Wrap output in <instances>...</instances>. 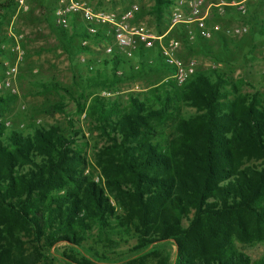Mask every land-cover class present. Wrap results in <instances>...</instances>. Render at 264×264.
<instances>
[{"label": "trees", "instance_id": "trees-1", "mask_svg": "<svg viewBox=\"0 0 264 264\" xmlns=\"http://www.w3.org/2000/svg\"><path fill=\"white\" fill-rule=\"evenodd\" d=\"M174 1L155 0L158 21ZM257 5L264 19L261 2L248 5L247 15ZM179 29L186 45L205 42L190 44L185 26ZM81 33L91 37L86 28ZM95 38L109 39L105 29ZM6 41L0 36V57ZM149 51L174 73L158 47L141 50L132 60L115 53L92 85L127 79L117 75L123 64L145 66ZM109 73L112 80L104 82L102 75ZM10 102L12 96L0 94V116ZM183 107L194 112L183 113ZM51 109L64 113L65 107ZM83 111L79 103L78 112ZM90 112L105 139L97 153L104 187L84 176L88 163L76 149L78 132L68 135L50 127L7 134L0 122V264H22L17 256L28 240L40 251L64 245L70 253L62 255L66 264H99L104 257L84 246L90 238L113 247L135 240L132 255L116 264H145L150 256L158 257L156 264H264V257L255 261L239 247L264 242V99L259 92H240L223 73H196L182 87L131 96L127 109L97 97ZM164 248H175V254L161 256Z\"/></svg>", "mask_w": 264, "mask_h": 264}, {"label": "rangeland", "instance_id": "rangeland-1", "mask_svg": "<svg viewBox=\"0 0 264 264\" xmlns=\"http://www.w3.org/2000/svg\"><path fill=\"white\" fill-rule=\"evenodd\" d=\"M33 1L34 3H30L33 8L32 13L23 14L24 9H20L17 14V1L0 0V36L7 40L2 44L5 53L0 57V78L13 62L10 48L14 38L10 37L11 33L20 39V45L24 51V60L15 82L16 93L8 91L3 93L4 96H12V102L1 112L0 122L5 125L7 134L12 129L32 134L34 128L50 127H59L68 135H72L74 131L78 132L80 138L76 149L85 156L88 163L84 176H89L104 187L105 179L102 178L98 167L97 153L98 149L105 144V139L96 129L94 118L91 116L90 108L94 100L101 97L118 102L122 109H127L129 98L133 95L142 98L144 95L150 96L154 88H169V90L173 86L178 88L173 72L161 64L162 60L154 51H149L144 55L145 66L135 61H127L123 64L119 71H122L123 75L126 74L127 79L107 85H92L91 80L98 75L97 70L104 69L102 67L104 61L112 60L111 57L106 56L103 49V44L109 42L99 41L95 36L83 37L84 35L80 32L83 21L78 16L70 19L69 27L65 29L67 34L60 35L56 29L59 28L58 26L54 23L52 25L49 20L37 15L39 14L37 12L42 11L47 16V13L59 7L60 0H47L45 3L39 0ZM80 1L84 2V0ZM238 1L241 0H207V5ZM8 4L10 6L6 8ZM134 4L139 7V13L135 18L136 24L144 25L155 36H161L170 31L171 8L167 9L164 18L158 21L153 14L155 0H92L95 12L105 13L122 12ZM255 7L249 13L257 16H254L256 20H252L253 16L250 17V14L247 19H242L234 11L231 15L233 17L230 18L234 23L231 25L223 23L227 27H233L244 22L251 28L249 34L241 38H227L226 35L216 36L217 38L214 36L208 47L210 52L203 48L198 49V44L195 45L196 47L186 45L182 39L180 26H177L170 35L184 43L179 53L180 57L197 61V73L208 76H214L216 72L223 73L240 92L250 94L259 92L264 99V19H260L263 17L262 8L258 5ZM215 10L218 11V8ZM15 15L17 18L12 23ZM77 18L81 22H77ZM214 21L222 23L218 18H214ZM82 47H89L91 51L83 52L80 50ZM152 60L153 64H149ZM214 65L217 69L212 68ZM132 67L135 71L131 70ZM102 78L104 82H110L112 75L111 73L102 75ZM233 97L234 94L231 95V98ZM79 103L84 108L81 114L78 112ZM56 104H63L64 113L52 112L51 107ZM183 108V113L194 112L186 107ZM22 125L24 127H21ZM112 202L116 206L113 200ZM95 233L96 231H93V234ZM28 241L17 256L18 262L66 264L62 255H70V253L64 245H58L49 251L43 249L40 251L38 250L40 248ZM84 246L104 257L99 264H116L120 258L125 259L132 255L130 251L136 246V241L126 239L118 247H113L98 243L97 238H90ZM239 247L255 261L264 257V242ZM175 250V248H164L161 256H164L167 251L173 252L174 255ZM157 258L150 256L145 264H156Z\"/></svg>", "mask_w": 264, "mask_h": 264}, {"label": "built area", "instance_id": "built-area-1", "mask_svg": "<svg viewBox=\"0 0 264 264\" xmlns=\"http://www.w3.org/2000/svg\"><path fill=\"white\" fill-rule=\"evenodd\" d=\"M257 2L262 3L264 10V0H243L228 5L238 7L241 15L246 16L248 4ZM221 6L212 3L207 5V0H176L170 9V30L184 25L186 39L190 44L196 43L199 39L209 41L218 34L229 37L248 34L250 28L245 23L237 24L226 30L219 23H209L211 17L224 14V9ZM215 8H218V11ZM138 13L139 7L135 4L122 12L105 13L95 12L80 0H60V5L55 10V25L66 29L69 27L70 19L78 16L84 22L86 32L90 36H95L100 29H105L106 35L109 37L106 42L109 43L103 44V49L108 57H112L116 53L127 60H132L141 50L158 47L164 63L174 70L175 84L182 87L197 73V61L195 59L185 60L180 57L179 53L184 43L179 39L169 37L170 31L161 36H155L144 25L136 24L135 18ZM10 37L14 38L10 48L13 62L9 64L0 78V94L6 91L16 93L15 82L19 76L20 65L24 60L20 39L12 33ZM212 68L217 69V66L214 65ZM117 75L122 76L123 72L118 71Z\"/></svg>", "mask_w": 264, "mask_h": 264}, {"label": "crops", "instance_id": "crops-1", "mask_svg": "<svg viewBox=\"0 0 264 264\" xmlns=\"http://www.w3.org/2000/svg\"><path fill=\"white\" fill-rule=\"evenodd\" d=\"M15 1H17L18 2V4H17V9H18V13L17 14H19V10L20 9H24L23 10V14H25V13H32V11H33V8H32V6H31V4L30 3H34V1L33 0H15ZM22 1V2H21ZM39 1H41V3H45L47 0H39ZM241 1H243V0H241ZM241 1H238V2H241ZM84 2L87 4V6H89L90 8H94L93 7V5H92V0H84ZM176 2V0L174 1V3ZM238 2H234V3H238ZM251 3H249L248 5H250ZM9 5V4H8ZM174 5V4H173ZM218 5H222L223 7V9H224V14L222 15V16H220V15H217V16H213V17H211L210 18V20H209V23L210 24H213V23H215V21H214V18H218L220 21H222V23H220V22H218L219 24H221V26H222V28L224 29V30H226V29H228V28H230L231 26H229V27H227V25H223V23L225 24H228V25H231L232 23H234V21L232 20V19H230L231 17H233V16H231L232 14H233V12L235 11L237 14H239L240 15V18H242V19H247L248 18V15H246V16H242L241 15V13H240V11L238 10V7H234V6H230V5H228V4H218ZM249 9V8H248ZM55 10H53L52 12H50V13H47V16H46V14L45 13H43L42 11L41 12H37V13H39V14H37V15H39L40 17H44V19H46L47 21L49 20L50 21V23H54L55 24V12H54ZM228 14H230V15H228ZM77 16H75L74 18H76ZM17 18V16L15 15V17H14V20H13V22L12 23H14L15 22V19ZM77 20V22H81V20L80 19H76ZM75 21V20H74ZM244 23V22H243ZM239 24H241V23H239ZM246 24V23H245ZM249 26V25H248ZM85 28V25H84V23L83 22H81V26H80V32H82L83 31V28ZM249 28H250V26H249ZM251 29V28H250ZM250 32V31H249ZM249 34V33H248ZM221 35H223V36H225L224 34H218V35H216V36H221ZM245 35H247V34H245ZM245 35H242V36H235V37H233V38H241V37H243V36H245ZM215 36V37H216ZM215 37H213V38H215ZM225 37H229V36H225ZM217 38V37H216ZM213 40V39H212ZM212 40H209V41H205V42H202V44H198L197 45V48L198 49H201V48H203L205 51H207V52H210V50H209V46L211 45V43H212ZM201 45V46H200ZM194 47H196L195 45H194Z\"/></svg>", "mask_w": 264, "mask_h": 264}]
</instances>
